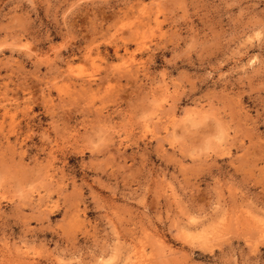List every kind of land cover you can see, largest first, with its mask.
<instances>
[{
    "label": "clouds",
    "instance_id": "9594fccd",
    "mask_svg": "<svg viewBox=\"0 0 264 264\" xmlns=\"http://www.w3.org/2000/svg\"><path fill=\"white\" fill-rule=\"evenodd\" d=\"M0 264H264V0H0Z\"/></svg>",
    "mask_w": 264,
    "mask_h": 264
}]
</instances>
